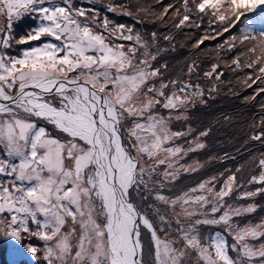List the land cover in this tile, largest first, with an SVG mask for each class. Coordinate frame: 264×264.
I'll return each instance as SVG.
<instances>
[{
	"label": "snow or ice",
	"instance_id": "6c2138e0",
	"mask_svg": "<svg viewBox=\"0 0 264 264\" xmlns=\"http://www.w3.org/2000/svg\"><path fill=\"white\" fill-rule=\"evenodd\" d=\"M118 8L133 15L130 5H108L110 12ZM262 8L264 0H176L156 19L164 23L170 16L177 29H200L206 21L214 34L203 35L193 48L235 31L242 22L239 35L218 48H241L230 67L249 70L243 83L252 87L264 83ZM136 9L151 11L140 5ZM30 14L39 24L15 43H41L18 56L0 52V150L5 156L0 175L11 178L0 183V241L8 244L10 264H20L26 256L38 264H192L193 256L194 264H264V243L257 247L250 242L264 239V219L236 222L257 205L228 203L244 187L236 174L219 188L212 177L179 195L165 194L181 173L203 166L180 161L204 149L200 138L209 133L199 132L185 148L176 141L186 133L172 131L171 117L155 109L186 108L203 96L200 85L161 79L157 87L154 81L163 73L153 66L157 54L149 50V42L123 24L111 27L104 19L101 25L73 0H0V17H6L0 47H12L14 19ZM156 40L153 32L151 43ZM197 68L195 62L189 64V74ZM218 68L213 63L204 76L219 81ZM170 86L177 90L168 92ZM37 120L52 125L63 138L50 135ZM253 127L259 130L251 140L264 144V105L260 123ZM253 163L259 174L247 183L261 187L243 191L237 199L264 193V153ZM202 226H223L234 243L229 246L220 232L203 236ZM142 228L151 238L149 260ZM26 236L44 242L42 260L41 248L26 242Z\"/></svg>",
	"mask_w": 264,
	"mask_h": 264
},
{
	"label": "trees",
	"instance_id": "16d2710c",
	"mask_svg": "<svg viewBox=\"0 0 264 264\" xmlns=\"http://www.w3.org/2000/svg\"><path fill=\"white\" fill-rule=\"evenodd\" d=\"M102 4L106 5L107 3L104 0H99ZM129 0H122V2H128ZM146 1V0H145ZM59 2V0H58ZM140 2L142 0H131V3L134 7L136 5H140ZM176 0H160L159 2H153L150 7L153 10L156 9V12H161L160 5L164 4H170L175 3ZM84 8L85 7H81ZM87 9V8H86ZM264 10V8L260 9ZM163 12V11H162ZM35 17V22L30 26V28H33L39 24V20L35 14H32ZM156 15V14H155ZM128 17H125L128 21H130V25L132 26L133 33L136 34L139 31V26H141L140 29V35L143 37L144 40H146L145 36H148L150 39H152V33L155 32L157 34V42L154 44V46L163 47L164 42L166 41L164 39L165 36H172L176 32H179L173 25V21L171 17L166 18V23H152L150 24L149 28H146L145 22L140 20L139 18L135 17L134 15H128ZM148 17V16H146ZM1 18V17H0ZM171 18V19H170ZM170 19V21H168ZM4 20V27L6 26V17H3ZM168 21V22H167ZM121 24V23H120ZM171 25V26H170ZM240 25H242V22H238V25L236 28H239ZM187 28H193V27H184V30H187ZM28 33L27 29H22L21 26L16 22L13 21V26L10 30V34L12 37V47L7 49L12 50L10 55H20L22 50L27 47H35L41 42H32L31 45H20L19 49L16 50L17 45L15 43V39L17 37L26 35ZM3 33H0L2 35ZM197 35V32L196 34ZM211 43H207L206 41L200 45V50H198V58L195 60L200 61V64L196 70V72H193L189 74L188 72V64H186V67L184 68V77L182 76L179 81H182L184 83H190L191 85H200V88L203 90V96L202 97H195L192 99V101L187 105L186 108H182L180 110H183L186 114L181 117V119H174L177 121L182 122V124L190 128V133H192V136L195 135L199 136V132L201 131H208V135L206 137H201V142L205 143L206 147L204 149H201L200 152L203 154L199 157L202 158H208L209 162L207 161V166L209 171L202 174L198 179L202 178L203 176L207 175L210 178L215 176L217 173L222 174H235L237 171V168H240L241 171L237 172V177L243 176L246 177V182L248 179H250V176L255 174L257 175L259 172V169L254 165L253 161L254 159L258 160L261 156V153H264V144H261L258 141H252L251 135L254 131H258V128H254L253 125H259L260 123V115H261V107L260 102L264 100V93H260L257 95L258 90L252 93H248V90H250L252 87H244L242 88L240 83H229L227 84L226 76L223 74V66L225 62L231 61L233 58H235L236 55L239 54L241 51V48H237L236 50H233L230 52V60L225 56V50L220 51L218 48V45L215 44L213 41H210ZM223 44V43H221ZM3 49V48H2ZM15 49V50H14ZM1 51V47H0ZM219 52V58H217L216 53ZM213 63H218L219 68L218 72L222 73L220 80L217 81L214 78H208L204 76L205 71L211 70V65ZM215 86V91H210V89ZM173 90H177L173 88ZM193 89H189V91H192ZM231 92H234L235 94H240L242 92H247L248 95L245 98V101H242L243 98L240 95H233ZM255 96L256 98L250 99L251 97ZM157 111V110H155ZM243 118L241 122H237V119ZM38 126H43L47 129L48 133L52 136H56L57 130L51 131L49 129V125H43L40 123H37ZM181 124V123H180ZM177 125L178 126H180ZM237 124L239 127L237 128ZM229 129V132L233 133V139L231 140V144L228 142H225L220 145H212L210 143V139L214 133H218V137L221 139H224L226 137V130ZM221 136V137H220ZM61 138V137H60ZM208 153V154H207ZM0 154L4 155L3 152H0ZM194 163V164H193ZM189 164H192V166L196 165V161H192ZM214 164L219 166H214ZM248 167V168H247ZM198 174L199 171L197 172ZM245 175V176H244ZM181 181L184 180L185 175H181ZM179 183V182H174ZM248 184V183H247ZM252 185V188L261 187V185L256 184H248ZM184 188H187L188 185H183ZM255 224V223H252ZM232 243L234 241L230 239ZM228 242V241H227ZM252 243H255L257 247H259L260 243H264V239L258 240V241H250ZM234 258L236 257V253L234 251H231L230 248V254ZM0 260L3 264H8L7 259L0 257Z\"/></svg>",
	"mask_w": 264,
	"mask_h": 264
},
{
	"label": "rangeland",
	"instance_id": "374dc122",
	"mask_svg": "<svg viewBox=\"0 0 264 264\" xmlns=\"http://www.w3.org/2000/svg\"><path fill=\"white\" fill-rule=\"evenodd\" d=\"M104 1L107 3L106 5L102 4L99 0H73L75 6L85 7V10L88 11L90 15H96L98 18V21L100 22L101 25H102V22L104 19H108L111 27H115L116 25H120V23H121V24L125 25L126 27L132 28V26L130 25V21H128L127 19L124 18V16L128 17V18H129V16L121 14V10L119 8L115 12L108 11V5L109 4H112V5H130L131 11L133 12V15L135 17L139 18L140 20L144 21L146 28H149L150 24H152V23H158V24L162 23L160 20L156 19V16H158L163 11L164 7L168 5V4H164V5L159 4L158 6H160V8H161V12H156V9L154 8L152 10L150 5L153 2L157 3V0H146V1L142 0V2H140V6L144 9H150L151 11L150 12H140V11H137L136 7H134L132 5L131 0H129L126 3L122 2V0H104ZM134 1H137V0H134ZM146 16H148V17H146ZM170 19L168 21H170ZM14 21H16L21 26L22 29H27L29 31L31 29L30 26L35 22V17L32 14H30V15H25L22 19H19V20L14 19ZM4 24L5 23H4L3 17H1L0 18V26L4 27ZM240 28H242L241 25L239 28H236L235 31H232L230 33H225L222 37H217L216 39L206 40V42L211 43L210 41H213L215 44L224 43L226 40H229L232 35H239ZM140 29H141V26H139V31H138L139 34H140ZM99 30L102 31V28ZM178 31L179 32H176L175 34H173L171 36L170 40H166L164 42L163 47L154 46V44L151 43L152 39H150L148 36H145L146 41L149 42V50L152 53L157 54V60L152 62L153 66L156 68H160L161 72L163 73L162 77L157 78L154 81V83L156 84L157 87H159V83H160L161 79L164 82H168L170 80H180V78L184 75V68L186 67V64H188V63L192 64L198 58L197 53H198V50H200V48H193V44L205 34H208V35L214 34L212 32V30L208 28L206 21L200 29L193 27V28H187V30H184V28H181V30H178ZM196 32H197V35H195ZM133 35L135 36L134 33H133ZM20 37H17V39H19ZM15 40H13V41H15ZM117 42L118 43H124L125 45H129V44L134 43V41H132V42L117 41ZM19 47H20V45H17L16 50H18ZM0 52H7L8 54H11L12 50L7 51V49H2V47H1ZM224 53H225V56L230 60V52L225 49ZM195 64L199 66L200 61H196ZM162 65H167V67L166 68L161 67ZM230 65H231V61H227V62H225L224 66H223V74L226 76L227 84H229V83L235 84L238 82V83H240L242 88L247 87L245 85V83H243V79L248 74L249 70L245 69L243 71H241V70L233 71L232 67H230ZM260 88H264V83L257 82V84H254L252 86V88L250 90H248V93L254 94V92L256 90H259ZM167 91L171 92V91H175V90H173V88L170 86ZM231 93L233 95L242 96V98H243L242 101H245V98L248 95L247 92H242L240 94H235L234 92H231ZM181 95H183V94H181ZM261 105H264V100H262L260 102V107H261ZM155 110H157L156 112H158V114L164 116L165 118L171 117L169 119V127L171 128L172 131H181V132L186 133V135L184 137H182L176 141L177 144L183 145L185 148H187L189 146V142L194 141L198 137L197 135H195L193 137L192 133H190V128L187 126L184 127L182 122L174 120L175 118L177 119V116L180 117L179 119H181V117L183 115L186 116V114L184 113L183 110L170 111V110L164 109L162 106H157V108ZM242 119L243 118L237 119V122L238 123L241 122ZM36 122L43 124V125H49V129L51 131L56 130L52 125L47 124L43 120H37ZM179 124H180V126L177 127V125H179ZM127 126L128 127L131 126V121H129ZM238 127H239V125L237 124V128ZM214 132H213V135L210 139V143L212 145H220V144H223L225 142H228L229 144H231V142H232L231 140L233 139V133L229 132V129L226 130V137H224V139H222V138L220 139L218 137V133H214ZM56 137L63 138V134L57 131ZM0 152H3V151L0 150ZM202 154L203 153L200 152V150H197L195 152H189L180 161L181 164H185V165H192L189 163L192 161H196V164L199 163L203 166L200 167L195 172L181 173V175H185L184 180L180 183V181H181V178H180L181 175H180L178 180H177V182H179V183L171 184L168 188H166L164 190L165 194L171 195V196L179 195L183 191H187L189 188L197 186L200 182L211 179L207 175L198 179L202 174L209 171L208 166H207V161H208V163H210V162H209L208 158L206 159V158L199 157ZM4 158H5V156L0 154V159H4ZM214 166H219V165L214 164ZM198 171L201 174H198L197 173ZM235 174L238 175L237 172ZM258 174H259V172H258ZM228 175H230V174L229 173L222 174L219 172L215 176H213V177H216L215 183L217 185V188H219L223 184L224 180L227 178ZM242 177L243 176H239L238 183L244 185V187L237 189L232 194V196L228 199V203L233 204L235 206H246L248 204L257 205V209L254 213L238 217V218H236V222L241 224V225L248 224V223H258L262 219H264V193L258 194L257 196L252 197V198H248V199H237V197L240 195L241 192L250 191V190L255 191V189H256V188H252V185L250 186L247 184L246 177H244V179H242ZM10 182H11V178L4 176V175H0V183L8 184ZM183 185H188V187L184 188ZM133 196L135 197V199L137 201L140 198L136 192H133ZM29 227L33 231L36 230V225L31 224L30 220H29ZM173 227H175L174 224H173ZM65 230H67V229H65ZM201 232H202V235L205 237L214 235L216 232H220L221 235L228 241L229 246H231L233 244L230 240V239H232L231 236L228 235L226 232H224L223 226H202ZM142 240H143L144 245H145V253H146L145 258H146V260H149L150 257L147 254H148L149 249H150L151 238H150V234L147 232V230L143 229V228H142ZM26 242L34 243L35 245L38 246V248H41V256L39 259L42 260V246H43L44 242L40 241L38 239H33L30 237H27V236H26ZM253 244H255V243H253ZM230 255H234V253L230 254ZM0 257L2 258V260H3V258L7 259L8 264H10L8 244L4 241H0ZM190 260L192 261V264H194L195 257L194 256L191 257ZM0 264H3L1 260H0ZM20 264H38V260L36 258L26 256L20 262Z\"/></svg>",
	"mask_w": 264,
	"mask_h": 264
}]
</instances>
